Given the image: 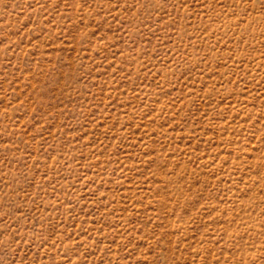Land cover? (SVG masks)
<instances>
[{
    "label": "rangeland",
    "instance_id": "1",
    "mask_svg": "<svg viewBox=\"0 0 264 264\" xmlns=\"http://www.w3.org/2000/svg\"><path fill=\"white\" fill-rule=\"evenodd\" d=\"M0 264H264V0H0Z\"/></svg>",
    "mask_w": 264,
    "mask_h": 264
}]
</instances>
